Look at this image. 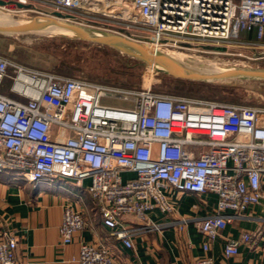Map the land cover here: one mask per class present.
I'll list each match as a JSON object with an SVG mask.
<instances>
[{"label":"built area","instance_id":"built-area-1","mask_svg":"<svg viewBox=\"0 0 264 264\" xmlns=\"http://www.w3.org/2000/svg\"><path fill=\"white\" fill-rule=\"evenodd\" d=\"M29 0H15L25 5ZM31 1V0H30ZM47 10L89 20L128 36L130 27L151 45L201 39L230 43L240 30L264 36V0H32ZM103 21V22H102ZM106 21V22H104ZM0 172L18 170L24 180L85 178L102 224L132 248L139 230L159 231L158 212H176L175 192L215 195L213 211L196 221L202 237L196 264H214L210 243L225 225L259 203L264 176V108L165 94L149 88L119 89L41 71L0 54ZM115 98L128 103H102ZM133 177L124 179L123 172ZM186 220L179 221V228ZM86 223L66 205L60 241L72 242ZM256 234L225 238L223 255H237ZM16 239L0 229V264H16ZM75 264H117L108 251L80 245Z\"/></svg>","mask_w":264,"mask_h":264},{"label":"crops","instance_id":"crops-1","mask_svg":"<svg viewBox=\"0 0 264 264\" xmlns=\"http://www.w3.org/2000/svg\"><path fill=\"white\" fill-rule=\"evenodd\" d=\"M242 31L240 42H258L264 47V36L258 40L255 31ZM0 91L8 93L7 86ZM122 176L126 179L134 174L126 171ZM88 183V178L80 185L64 178L31 182L24 180L18 170L0 172V229L17 241L16 264H75L71 258L77 255L83 243L106 249L117 264H196L202 254V237L196 221L213 211L214 194L175 192L174 214H150L151 220L161 225L159 231L139 230L141 226L133 217L124 218L125 223L138 229L132 235L133 247L126 248L102 224L87 191ZM260 186L259 203L250 206L243 215L232 218L220 237L210 243L209 254L214 264H264V176ZM66 205L80 211L86 223L68 244L60 241L58 233L62 209ZM182 219L186 222L180 229ZM244 232L256 234L253 243L241 244L237 255L225 257L224 239H237Z\"/></svg>","mask_w":264,"mask_h":264},{"label":"rangeland","instance_id":"rangeland-1","mask_svg":"<svg viewBox=\"0 0 264 264\" xmlns=\"http://www.w3.org/2000/svg\"><path fill=\"white\" fill-rule=\"evenodd\" d=\"M7 1V5L0 7V12L7 14L12 20L22 22L36 16L50 15L51 12L32 0L26 2L23 7H17L15 0ZM91 19L74 18L70 20L104 30L113 29L105 25H95L89 21ZM126 32L129 38L138 40L142 45L150 46L151 49L154 48V51L174 54L178 52L181 54V60L183 59L188 66L190 63L189 67L195 69L214 65L222 68L232 66L264 68V47L258 42H240L243 38L242 30L237 36H232L230 43L214 44L201 39H190L184 44L173 42L168 46H154L147 43L150 41L145 39V33L136 28L130 27ZM212 47H224V50ZM0 54L41 71L53 72L89 83L119 89L149 88L158 93L264 108V81L239 78L220 81L175 79L114 49L83 41L69 34L39 31L11 36L0 35ZM6 83L7 81L0 87V90L5 88ZM102 103L117 107L128 105L115 98L102 99Z\"/></svg>","mask_w":264,"mask_h":264},{"label":"water","instance_id":"water-1","mask_svg":"<svg viewBox=\"0 0 264 264\" xmlns=\"http://www.w3.org/2000/svg\"><path fill=\"white\" fill-rule=\"evenodd\" d=\"M7 0H0V7L7 5ZM17 7H23L15 2ZM46 28H60L71 31L73 36L123 53L137 59L146 66L162 72L172 78L189 81H220L233 78L264 81V68L225 67L222 72L204 74L199 70L189 67L183 61L173 60L163 53L146 51L144 46L133 38L115 33L102 28L76 23L70 20L69 15L52 12L50 15L36 16L27 23L8 24L0 26V35L11 36L30 32H39ZM95 31V32H93ZM224 50V47H212Z\"/></svg>","mask_w":264,"mask_h":264},{"label":"bare ground","instance_id":"bare-ground-1","mask_svg":"<svg viewBox=\"0 0 264 264\" xmlns=\"http://www.w3.org/2000/svg\"><path fill=\"white\" fill-rule=\"evenodd\" d=\"M29 21L25 20V21H18V20H12V18H9L7 14L5 13H1L0 12V26L2 25H8V24H20V23H27ZM41 32L43 33H63V34H69L70 36H73V33L71 31L68 30H64V29H60V28H46L44 30H41ZM95 32V31H93ZM144 49L146 51L152 52L154 53L155 51L153 49L150 48V46L147 47V45H143ZM158 52V51H157ZM163 54H165L166 56H168L169 58L173 59V60H178V61H183V59L181 60V54H179L178 52L176 54L172 53V52H166L163 51ZM184 57V56H183ZM192 59V57H191ZM185 60V59H184ZM192 61V60H191ZM196 62V61H195ZM194 63H192L193 65ZM203 64V63H202ZM190 66V63H189ZM215 66V65H214ZM214 66H203V67H198L197 70H199L201 73L204 74H212L215 72H222L225 71L226 68H222V67H214Z\"/></svg>","mask_w":264,"mask_h":264},{"label":"trees","instance_id":"trees-1","mask_svg":"<svg viewBox=\"0 0 264 264\" xmlns=\"http://www.w3.org/2000/svg\"><path fill=\"white\" fill-rule=\"evenodd\" d=\"M7 84L5 85V88H6Z\"/></svg>","mask_w":264,"mask_h":264}]
</instances>
